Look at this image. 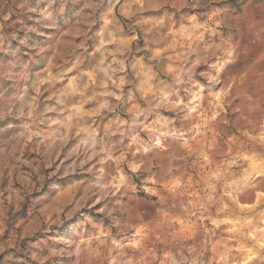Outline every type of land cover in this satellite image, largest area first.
I'll list each match as a JSON object with an SVG mask.
<instances>
[{"label": "clouds", "instance_id": "9594fccd", "mask_svg": "<svg viewBox=\"0 0 264 264\" xmlns=\"http://www.w3.org/2000/svg\"><path fill=\"white\" fill-rule=\"evenodd\" d=\"M0 264H264V0H0Z\"/></svg>", "mask_w": 264, "mask_h": 264}]
</instances>
